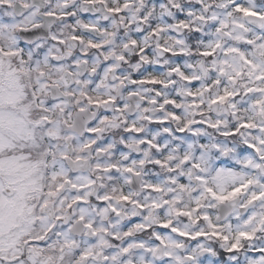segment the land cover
<instances>
[{
    "label": "clouds",
    "instance_id": "clouds-1",
    "mask_svg": "<svg viewBox=\"0 0 264 264\" xmlns=\"http://www.w3.org/2000/svg\"><path fill=\"white\" fill-rule=\"evenodd\" d=\"M0 264H264V0H0Z\"/></svg>",
    "mask_w": 264,
    "mask_h": 264
}]
</instances>
